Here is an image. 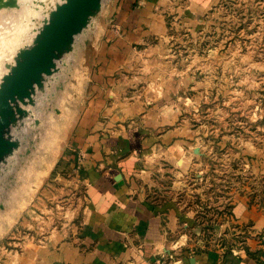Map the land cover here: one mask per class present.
<instances>
[{
  "label": "rangeland",
  "instance_id": "374dc122",
  "mask_svg": "<svg viewBox=\"0 0 264 264\" xmlns=\"http://www.w3.org/2000/svg\"><path fill=\"white\" fill-rule=\"evenodd\" d=\"M117 1L100 0L50 73L12 103L6 136L17 145L0 158V264H18L50 238L72 239L83 227L85 190L71 164L87 156L74 141L103 91L99 37ZM169 1L164 25L123 48L146 49L163 61L172 105L182 113L183 145L167 157L161 185L207 218L244 195L264 194V0H216L202 14L188 0ZM65 2L0 0V89ZM106 23L112 36L123 32L115 19ZM137 71L131 66L125 74Z\"/></svg>",
  "mask_w": 264,
  "mask_h": 264
},
{
  "label": "crops",
  "instance_id": "0c3cea01",
  "mask_svg": "<svg viewBox=\"0 0 264 264\" xmlns=\"http://www.w3.org/2000/svg\"><path fill=\"white\" fill-rule=\"evenodd\" d=\"M169 2L118 0L105 20L98 52L103 91L74 141L87 158L71 164L85 190L83 227L72 239L50 238L18 264H264V194L244 195L229 210L204 218L161 185L167 157L183 145L182 113L174 110L159 56L123 44L156 33ZM215 2L188 0L199 14ZM110 18L123 30L118 37L108 29ZM113 38L121 42L109 45ZM131 66L138 68L133 78L125 74Z\"/></svg>",
  "mask_w": 264,
  "mask_h": 264
},
{
  "label": "water",
  "instance_id": "95a60500",
  "mask_svg": "<svg viewBox=\"0 0 264 264\" xmlns=\"http://www.w3.org/2000/svg\"><path fill=\"white\" fill-rule=\"evenodd\" d=\"M98 6L100 0H67L58 7L37 44L22 52L21 60L0 89V158L17 145L6 136V130L16 115L12 103L31 95L41 75L50 73L57 52L69 43L72 35Z\"/></svg>",
  "mask_w": 264,
  "mask_h": 264
}]
</instances>
